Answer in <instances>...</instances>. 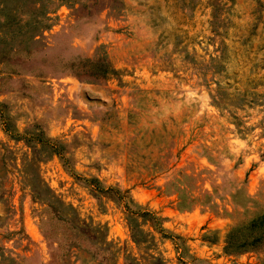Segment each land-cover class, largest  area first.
Returning a JSON list of instances; mask_svg holds the SVG:
<instances>
[{
    "label": "rangeland",
    "instance_id": "1",
    "mask_svg": "<svg viewBox=\"0 0 264 264\" xmlns=\"http://www.w3.org/2000/svg\"><path fill=\"white\" fill-rule=\"evenodd\" d=\"M263 214L264 0H0V264H264Z\"/></svg>",
    "mask_w": 264,
    "mask_h": 264
},
{
    "label": "trees",
    "instance_id": "2",
    "mask_svg": "<svg viewBox=\"0 0 264 264\" xmlns=\"http://www.w3.org/2000/svg\"><path fill=\"white\" fill-rule=\"evenodd\" d=\"M213 62V69L220 73L222 71L221 57L211 58ZM113 69L107 64L104 65L100 74L106 76L112 73ZM59 154V152H58ZM49 204H53V201L47 200ZM147 213H143L145 215ZM133 228V225H132ZM264 240V214L256 219H253L250 223L232 228L228 231L224 240V250L228 253H236L248 248H252L258 242Z\"/></svg>",
    "mask_w": 264,
    "mask_h": 264
}]
</instances>
